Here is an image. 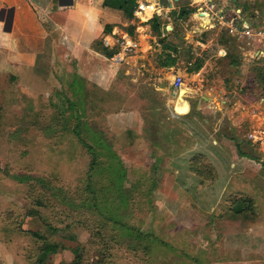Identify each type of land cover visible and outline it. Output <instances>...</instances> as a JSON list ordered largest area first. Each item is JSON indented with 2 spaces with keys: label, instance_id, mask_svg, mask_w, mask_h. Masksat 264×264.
I'll return each mask as SVG.
<instances>
[{
  "label": "rangeland",
  "instance_id": "rangeland-1",
  "mask_svg": "<svg viewBox=\"0 0 264 264\" xmlns=\"http://www.w3.org/2000/svg\"><path fill=\"white\" fill-rule=\"evenodd\" d=\"M147 1L164 14L136 17L166 27L174 68L148 32L122 55L57 40L47 95L0 62V264L43 244L42 264H264V0H218L237 34Z\"/></svg>",
  "mask_w": 264,
  "mask_h": 264
},
{
  "label": "crops",
  "instance_id": "crops-1",
  "mask_svg": "<svg viewBox=\"0 0 264 264\" xmlns=\"http://www.w3.org/2000/svg\"><path fill=\"white\" fill-rule=\"evenodd\" d=\"M160 2L164 7L170 3L168 0L166 4ZM174 2L175 9L179 3H186L189 9L198 7L196 0ZM123 24L127 25L124 12L106 5L105 0H0L3 74L16 77L28 91L50 94L51 87L46 78L51 62L55 60L57 40L71 48V54H87L92 43L102 41L103 44L105 38L114 42L122 38L135 42L122 29ZM147 32L151 34L149 27H143L136 34Z\"/></svg>",
  "mask_w": 264,
  "mask_h": 264
},
{
  "label": "trees",
  "instance_id": "trees-1",
  "mask_svg": "<svg viewBox=\"0 0 264 264\" xmlns=\"http://www.w3.org/2000/svg\"><path fill=\"white\" fill-rule=\"evenodd\" d=\"M137 1L138 0H105V4L108 6L115 7L117 9H120L124 12V17H125V24L127 25H122V29L131 37H133L138 29L143 28V27H149L151 33L153 35H156L158 38V41L161 45V50L159 54L157 55V63L160 68L164 69H171L174 68L178 61H179V49L178 46H176L174 43L168 40V38L165 36V31L166 27L161 24L160 20L157 18H151L147 22L140 21L136 18L134 15V12L137 8ZM145 13H142L140 17L143 20L149 19L152 15L158 14L162 15L164 14L163 11H157L158 9H152V10H147L145 8ZM157 11V12H155ZM169 13V12H165ZM184 13H182L183 15ZM107 49V48H105ZM203 60L196 58L194 65L188 69L189 73L191 74H196L198 73L202 67H203ZM10 81H15L17 82V78L10 76ZM71 108L76 109V104L71 103ZM79 127L74 130L75 133H77L78 136H80V132H77ZM84 146L91 151V147L88 144H85L83 142ZM94 164V163H93ZM37 236V235H35ZM42 239V238H39ZM41 248H38V255L37 257L31 262L32 264H42L43 263V257L47 253L53 252L55 250V247L53 246H48L43 244L40 246ZM78 259V258H77ZM74 264H82L80 261L76 262Z\"/></svg>",
  "mask_w": 264,
  "mask_h": 264
},
{
  "label": "built area",
  "instance_id": "built-area-1",
  "mask_svg": "<svg viewBox=\"0 0 264 264\" xmlns=\"http://www.w3.org/2000/svg\"><path fill=\"white\" fill-rule=\"evenodd\" d=\"M138 3L140 2L137 1V4ZM160 6L162 5L160 4ZM137 8L139 9L137 12H135V15L139 14L138 12L143 13L141 3L137 5ZM197 9L199 11V15L207 14L208 19H211L213 22H218L219 24H222L223 26L227 27L230 30V33L232 34H237L238 29L241 28L244 24L242 11H238L237 14H235L231 19H229L228 16L225 14V9L219 6L218 0H202L200 3H198ZM199 15L196 17L198 27L201 25V21H199ZM262 34L264 35V32H262ZM103 44L107 48L120 46L122 48L123 54H127V52L132 53L136 52V50H139L138 43L132 41L131 39L122 38V40L119 39L118 41L114 42L113 40L110 41L109 38H105L103 39ZM180 81V77H175V81L172 85L178 87L180 86Z\"/></svg>",
  "mask_w": 264,
  "mask_h": 264
},
{
  "label": "bare ground",
  "instance_id": "bare-ground-1",
  "mask_svg": "<svg viewBox=\"0 0 264 264\" xmlns=\"http://www.w3.org/2000/svg\"><path fill=\"white\" fill-rule=\"evenodd\" d=\"M197 1L200 2L201 0H197ZM149 5H150V2H142L141 3V7H142V10H143V13H145L144 6H149ZM139 14L141 15L142 13H139ZM199 21H201V26H199L196 29L197 31H200V30L204 29V27L207 25L206 23L209 21L208 15L207 14H201V15H199Z\"/></svg>",
  "mask_w": 264,
  "mask_h": 264
},
{
  "label": "water",
  "instance_id": "water-1",
  "mask_svg": "<svg viewBox=\"0 0 264 264\" xmlns=\"http://www.w3.org/2000/svg\"><path fill=\"white\" fill-rule=\"evenodd\" d=\"M162 3H163V4H166L167 2H166V0H162Z\"/></svg>",
  "mask_w": 264,
  "mask_h": 264
}]
</instances>
